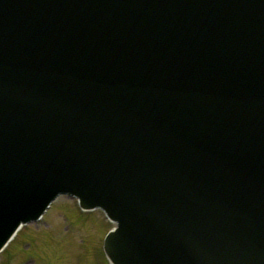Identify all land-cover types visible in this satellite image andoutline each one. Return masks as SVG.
<instances>
[{
	"label": "water",
	"instance_id": "water-1",
	"mask_svg": "<svg viewBox=\"0 0 264 264\" xmlns=\"http://www.w3.org/2000/svg\"><path fill=\"white\" fill-rule=\"evenodd\" d=\"M154 5L0 0V247L69 190L114 264H264V0Z\"/></svg>",
	"mask_w": 264,
	"mask_h": 264
},
{
	"label": "rangeland",
	"instance_id": "rangeland-1",
	"mask_svg": "<svg viewBox=\"0 0 264 264\" xmlns=\"http://www.w3.org/2000/svg\"><path fill=\"white\" fill-rule=\"evenodd\" d=\"M74 204L59 197L43 222L20 230L0 256V264H109L100 242L112 224H106L97 211L85 216L90 221L82 220ZM92 221L98 223L96 227Z\"/></svg>",
	"mask_w": 264,
	"mask_h": 264
}]
</instances>
